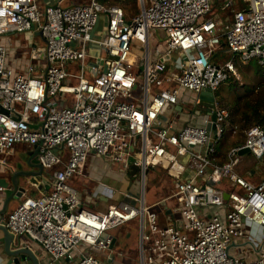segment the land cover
<instances>
[{
    "label": "built area",
    "instance_id": "obj_1",
    "mask_svg": "<svg viewBox=\"0 0 264 264\" xmlns=\"http://www.w3.org/2000/svg\"><path fill=\"white\" fill-rule=\"evenodd\" d=\"M60 1H47L42 17L37 0H0V36L40 31L44 39L29 51L25 72L8 65L0 42V153L38 144L51 179L37 195L21 197L5 226L52 261L72 264H102L93 252L111 249L109 231L133 220L140 264H264V174L253 183L239 172L254 175L253 161H264V123L244 129L222 163L214 156L225 134L238 131L216 90L237 74L236 58L264 64V0H242L224 26L211 16L212 0H81L65 7ZM156 34L162 48L151 58ZM136 46L141 54L131 61ZM182 89L195 93L189 119L161 122L165 107H187ZM205 90L214 100L201 115L204 123L194 124ZM89 155L127 172L137 166L141 196L124 192L105 210L83 204L67 180ZM156 167L175 190L148 204L146 174ZM162 200L172 223L165 227L155 212L157 206L165 212Z\"/></svg>",
    "mask_w": 264,
    "mask_h": 264
},
{
    "label": "rangeland",
    "instance_id": "obj_2",
    "mask_svg": "<svg viewBox=\"0 0 264 264\" xmlns=\"http://www.w3.org/2000/svg\"><path fill=\"white\" fill-rule=\"evenodd\" d=\"M49 1L50 3H55L57 0H37L38 8L40 10V13L43 17V11L45 4ZM81 0H61L60 6H69L72 4H76ZM87 1V0H85ZM228 1V0H227ZM227 1H221L218 0H212V10L215 9L216 13L212 14L211 16L215 17L218 21V23L221 26H224L229 22V18H231V10L233 8L243 7L244 4L242 0H234V3L231 4V6L227 3ZM236 6V7H235ZM130 7L134 10H137L136 3L132 1L130 3ZM103 19V17H102ZM104 28V23L100 21L99 26L96 31V36L100 35V30ZM0 42L3 44H6L8 47V58L11 60V62L18 61L20 59L22 63H25V59L29 55V51L33 46H43L44 42L43 40L38 36L35 35L32 31H16L9 33L4 36H0ZM10 43V44H9ZM162 48V36L154 35L153 38L150 40V55L151 58ZM140 47L136 46L134 52L131 53L130 56H133L135 60H138L140 57L141 52L139 51ZM98 52L97 50H93V53ZM98 54L106 55L104 52L99 51ZM177 57L176 54L172 56V59H175ZM227 58H231L232 55H226ZM236 64V72L237 74L229 78L228 80L224 81L221 86L216 90L215 97L220 98L223 105L226 103L231 104L232 106H241L242 109L246 108V102L250 104L258 103V101L263 98L264 96V68L260 71H257V66L255 60H250L247 63H241L239 61V58L235 59ZM169 67V64L167 65ZM254 89V90H253ZM253 90V91H251ZM181 97L185 99L187 105L191 106L195 99V93L190 92H184L181 94ZM240 97L243 98V100L240 99ZM210 101H205L201 104L199 107L200 114L206 113L210 106ZM240 108V109H241ZM161 119H167V118H173L175 117V111L172 108L165 107L161 112ZM180 121H185V118H182L179 116ZM36 127V125H35ZM243 139V134L241 131H237L236 134L231 133V131H228L225 137L224 143L227 145L224 150H222L224 153L227 152V148L232 145L237 140ZM16 146V145H15ZM220 144L218 145V148L220 149ZM23 152L21 150H17L15 153V157L18 158L19 164H22L24 162L23 159ZM250 164V163H248ZM253 166L255 167V174L249 175L247 174V171H245L247 168H244L243 170H239V172L242 174L243 178L247 181L257 183L259 180L263 177L264 174V161H253ZM50 174V171L48 172ZM47 177V175H46ZM127 183L129 184L126 187V191L133 194L134 196H141V179L137 175H126ZM45 180V178H44ZM116 191L117 188L114 187ZM175 190L174 184L171 183V179L167 175V172L161 168L156 167L154 169H150L146 174L145 179V189H144V197L148 204L154 203L156 200L161 199V197L168 195L172 191ZM30 194V193H28ZM171 205H173L174 201H169ZM155 212L157 215V221L160 227H165L172 225L170 219H168L167 215H165L163 209L160 206L155 207ZM174 215L176 219H179V212H174ZM253 229L252 233L255 231V235L257 238H261L262 232L260 228ZM182 232L185 231L184 229L181 230ZM135 234V231L133 230L129 237H125L124 241L119 240V247L123 250L127 249L128 244L131 242L132 236ZM123 243V244H122ZM98 258L101 260L102 264H107V258L109 254H105V252H102L100 254H97ZM117 257V256H116ZM118 260V258L116 259ZM119 261V260H118ZM136 261V260H135ZM135 261H133L135 263ZM122 264H126V261L120 260ZM140 263V262H139Z\"/></svg>",
    "mask_w": 264,
    "mask_h": 264
},
{
    "label": "crops",
    "instance_id": "obj_3",
    "mask_svg": "<svg viewBox=\"0 0 264 264\" xmlns=\"http://www.w3.org/2000/svg\"><path fill=\"white\" fill-rule=\"evenodd\" d=\"M218 1L221 2L222 0H218ZM229 1H231V3H229ZM227 3L231 6V4L234 3V0H228ZM238 8H242V6ZM211 13L215 14L216 13L215 9L212 10ZM154 57H156V54L153 56V58ZM7 62L8 65L11 66L12 68L18 71L25 72V67H26L25 63H22L20 59H18V61L11 62V60L7 58ZM184 92H190V91L182 89L181 94H183ZM188 107L190 106L189 105H187V107L185 106L181 107L180 105L174 106L173 110L175 111L176 119L179 122H181L179 116L185 118L184 119L185 121L189 119L191 108ZM201 115L202 114L200 115L197 114L196 116H193L191 118V121L194 124H198V125L203 124L204 120ZM161 117L162 115L160 116V118ZM163 121H165V119H161V122ZM225 137L220 143L219 146L220 149L218 148L217 152L214 155L216 161L219 163H222L227 159L226 158L227 152L224 153L222 151L224 150L223 148H225V146L227 145L226 143H224ZM15 145L10 150L0 153V178H3L6 182H9L12 171L19 169L21 166H24L25 160L27 159V157L29 156L32 150V145L26 143H17ZM232 145H230L227 148V151ZM19 149L24 154L23 156L24 162L22 164H19L18 158L15 157V153ZM127 174L130 175L129 172L123 169L120 165L108 163L99 156L89 155L86 161L82 165L81 173L73 175L71 178L67 180V182L76 190L77 196L83 204L92 207L95 210H105L109 204L125 199L123 193L128 192L126 191V187L129 185L126 179ZM48 176L49 174L48 172H46L45 180L43 182V189H46L48 187L49 184L48 182L51 180L50 177ZM114 187L117 188L116 191H114L115 190ZM10 189L11 186L6 188L3 186L2 183H0V209H2L4 199L10 193ZM38 190L39 188L36 186L34 190H31V193L29 195H34V196L37 195ZM164 197L165 196L161 197V199H163ZM20 199L21 198L14 199L7 205V208L4 214L2 215L3 221L7 218L8 214L12 211V209H14L17 206V204L20 202ZM178 226L181 227V224L178 223ZM255 228H257L255 227V225L251 226V229H255ZM133 230L135 231V234L132 236L131 242L128 244L127 249L125 250L121 249L119 247V243H121L119 242V240L124 241L125 237L127 236L129 237V235ZM145 230H147V228H145ZM109 233L110 235H112L114 239L111 249L105 251L93 252V254L97 258H98L97 254H100L102 252H105V254L107 255L109 254V256L106 257L107 264H122L120 260L126 261V264H140L139 263L140 255L138 251L139 225L137 220H133L127 224H123L114 229H111ZM28 243L29 245L32 246L34 252L39 257L42 264H48V263L72 264L70 261H68L65 258L52 261L48 253L45 250H43L38 244H36L35 242H31L30 240L28 241ZM117 258L119 261L116 260ZM5 259L6 256L4 254V246L0 233V264L2 261H5ZM133 261H135V263Z\"/></svg>",
    "mask_w": 264,
    "mask_h": 264
},
{
    "label": "water",
    "instance_id": "obj_4",
    "mask_svg": "<svg viewBox=\"0 0 264 264\" xmlns=\"http://www.w3.org/2000/svg\"><path fill=\"white\" fill-rule=\"evenodd\" d=\"M55 4L57 5V3ZM96 27L97 24L91 31V34L94 33ZM34 34L38 35L44 41L40 31H35ZM200 97L210 102L214 100L212 93L208 90L202 91ZM212 119H214V116H212ZM38 147V144L32 146V150L25 160L24 166L12 171L9 182L0 178V183H2L4 187L8 188L11 186L10 193L5 197L2 209H0V233L4 246V254L6 256L5 261H2L1 264H42L32 246L29 245L27 238L15 236L5 226L2 218L7 205L12 200L19 199L24 194L31 193V190H34L36 186L39 189L43 188L46 171L38 161ZM247 152V148L240 150L241 154ZM137 171L138 167L132 165L129 169V174L133 176ZM224 197L227 198V193H225ZM160 205L163 206L166 214H170V209H168L164 200L160 202Z\"/></svg>",
    "mask_w": 264,
    "mask_h": 264
},
{
    "label": "trees",
    "instance_id": "obj_5",
    "mask_svg": "<svg viewBox=\"0 0 264 264\" xmlns=\"http://www.w3.org/2000/svg\"><path fill=\"white\" fill-rule=\"evenodd\" d=\"M256 66H257V71H260L264 68V64H259L257 61ZM231 78V77H230ZM254 90V89H253ZM251 90V91H253ZM264 90V89H263ZM241 100H243L242 97H240ZM218 102L220 105L225 106L226 108L229 109L230 111V119H229V124L231 126H237L238 130L242 132L243 130L246 129L247 127L254 125V124H263L264 123V118H263V112H264V96L261 98L258 103L255 104H250L246 102V108L242 109L241 106H232L231 104L226 105L222 103L220 98H217ZM241 108V109H240ZM227 134V133H226ZM225 134V136H226ZM244 138V135H243ZM243 139L237 140L233 144H238ZM218 149V147H217Z\"/></svg>",
    "mask_w": 264,
    "mask_h": 264
},
{
    "label": "bare ground",
    "instance_id": "obj_6",
    "mask_svg": "<svg viewBox=\"0 0 264 264\" xmlns=\"http://www.w3.org/2000/svg\"><path fill=\"white\" fill-rule=\"evenodd\" d=\"M130 58H131V61H133V56H130Z\"/></svg>",
    "mask_w": 264,
    "mask_h": 264
}]
</instances>
